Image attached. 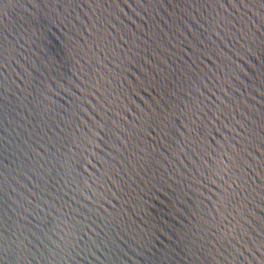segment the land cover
Listing matches in <instances>:
<instances>
[{"label": "water", "instance_id": "95a60500", "mask_svg": "<svg viewBox=\"0 0 264 264\" xmlns=\"http://www.w3.org/2000/svg\"><path fill=\"white\" fill-rule=\"evenodd\" d=\"M0 264H264V0H0Z\"/></svg>", "mask_w": 264, "mask_h": 264}]
</instances>
